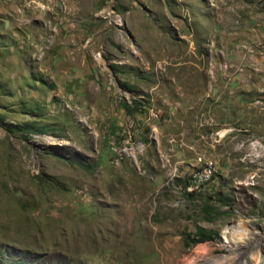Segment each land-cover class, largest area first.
<instances>
[{
    "label": "rangeland",
    "instance_id": "rangeland-1",
    "mask_svg": "<svg viewBox=\"0 0 264 264\" xmlns=\"http://www.w3.org/2000/svg\"><path fill=\"white\" fill-rule=\"evenodd\" d=\"M226 229L264 245V0H0V254L231 264Z\"/></svg>",
    "mask_w": 264,
    "mask_h": 264
},
{
    "label": "bare ground",
    "instance_id": "bare-ground-1",
    "mask_svg": "<svg viewBox=\"0 0 264 264\" xmlns=\"http://www.w3.org/2000/svg\"><path fill=\"white\" fill-rule=\"evenodd\" d=\"M228 230L229 229H226L224 234L226 235V239L228 240L229 243V250L231 257L229 258L227 257L226 261L231 262V264H252L251 262H248L249 259L255 264H261L262 257L260 256V250L264 246L262 238H259V236L256 233H254L251 234L250 238L247 240L245 235H243L242 236L244 238L243 240L235 241V239L232 238V235L228 236L230 233V231ZM232 240L235 242H233ZM205 264H216V262L215 260L212 261L207 260L205 261Z\"/></svg>",
    "mask_w": 264,
    "mask_h": 264
},
{
    "label": "built area",
    "instance_id": "built-area-1",
    "mask_svg": "<svg viewBox=\"0 0 264 264\" xmlns=\"http://www.w3.org/2000/svg\"><path fill=\"white\" fill-rule=\"evenodd\" d=\"M126 152H127V149H124V153ZM211 175H212L211 167H206L203 171L198 172L196 185L194 187L195 188L201 187V185H203L204 183H206L207 181L211 179Z\"/></svg>",
    "mask_w": 264,
    "mask_h": 264
},
{
    "label": "trees",
    "instance_id": "trees-1",
    "mask_svg": "<svg viewBox=\"0 0 264 264\" xmlns=\"http://www.w3.org/2000/svg\"><path fill=\"white\" fill-rule=\"evenodd\" d=\"M204 232H201L200 235H202ZM0 264H27L24 260L19 261L18 263L9 260L8 256H6L5 254L1 253L0 254Z\"/></svg>",
    "mask_w": 264,
    "mask_h": 264
}]
</instances>
